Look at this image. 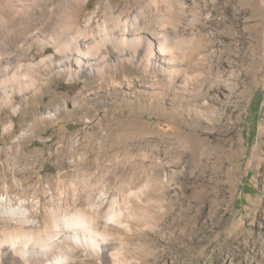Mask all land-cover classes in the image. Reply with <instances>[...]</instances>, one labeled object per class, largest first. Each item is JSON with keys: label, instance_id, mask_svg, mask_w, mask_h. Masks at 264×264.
Segmentation results:
<instances>
[{"label": "rangeland", "instance_id": "obj_1", "mask_svg": "<svg viewBox=\"0 0 264 264\" xmlns=\"http://www.w3.org/2000/svg\"><path fill=\"white\" fill-rule=\"evenodd\" d=\"M101 1L88 0L80 22ZM139 10L166 38L172 82L133 65L128 82L111 69L99 90L97 79L25 72L37 87L13 93L11 106L0 101V198L37 201L39 229L45 211L64 227L62 216L93 214L104 195L98 212L117 216L107 222L108 249L125 264H264V0L113 2L122 19ZM12 16H1L0 38L16 33ZM36 54L21 64L59 57L51 48ZM110 133L124 141L115 146L124 171L104 162L91 181L73 159L56 157L62 146L80 150L77 163L115 152L104 143Z\"/></svg>", "mask_w": 264, "mask_h": 264}, {"label": "bare ground", "instance_id": "obj_2", "mask_svg": "<svg viewBox=\"0 0 264 264\" xmlns=\"http://www.w3.org/2000/svg\"><path fill=\"white\" fill-rule=\"evenodd\" d=\"M87 2L88 0H0V24L3 22L1 16L4 12H11L16 18V33L5 32V36L0 38V101L3 105H12L13 93L21 95L37 87V80L28 78L25 74L32 72L34 68L42 73L67 75L71 79H97L101 82L98 90L102 88V81L111 69L119 68L124 75L123 79L128 82L129 74L124 70L131 65L145 74L153 71L172 82L174 75H171V68L176 64L169 52L166 38L154 30L150 21L142 20V10L131 18L122 19L112 13L114 0H102L97 11L80 22L81 10ZM99 13L100 19L96 20ZM34 47L37 48L36 56L43 55L51 48L59 57L52 54L42 57L34 64L22 65L23 60L36 58L32 55ZM111 80L113 82L118 79L115 76ZM111 137L113 133L107 134L104 143L113 145L115 152L102 153L94 161L91 159L93 152H87L89 156L79 158L80 163H77L76 155L80 150H65L63 146V150L56 151L55 154L58 160L63 161L66 157L73 159L72 167L86 169V179L92 181L97 174H94L93 168L98 173L106 171L104 162L109 163L114 171H124L120 165L123 162L126 165L125 159H122L121 164L117 159L123 154L124 148L115 147L118 142L124 141H120L116 135ZM22 156L19 155L20 161H24ZM35 157L37 156H33L34 160ZM62 196V192H59L58 197L62 199ZM103 196L93 202V214L76 210L62 216L63 228L53 212L45 211V218L39 229L36 228L37 221L32 210L37 201L32 204L33 201L28 203L24 199H17L14 205L10 199L0 198V221L6 229L0 235V264H73L75 262H71L73 259L77 260L75 257L78 253H92L96 257L106 258L102 264H125L120 256L108 249L110 235L106 231L107 222H114L117 216L110 211L104 221L103 215L98 212L105 203ZM50 198L54 199L53 194Z\"/></svg>", "mask_w": 264, "mask_h": 264}]
</instances>
